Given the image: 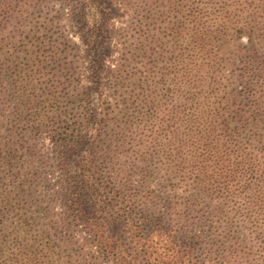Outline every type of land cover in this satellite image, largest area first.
Here are the masks:
<instances>
[{
    "label": "rangeland",
    "instance_id": "rangeland-1",
    "mask_svg": "<svg viewBox=\"0 0 264 264\" xmlns=\"http://www.w3.org/2000/svg\"><path fill=\"white\" fill-rule=\"evenodd\" d=\"M0 63L17 80L12 89L0 75V146L16 157L0 171V212L10 211L0 213V264H84L79 254L92 253L80 226L45 239L63 218L48 130L78 123L79 106L92 115L79 158L94 157L120 194L179 197L187 221L216 234L223 212L243 233L250 224L233 216H260L235 194L239 177L218 185L217 145L237 142L234 162L264 148L246 106L264 80V0H0ZM177 151L185 177H174Z\"/></svg>",
    "mask_w": 264,
    "mask_h": 264
},
{
    "label": "trees",
    "instance_id": "trees-1",
    "mask_svg": "<svg viewBox=\"0 0 264 264\" xmlns=\"http://www.w3.org/2000/svg\"><path fill=\"white\" fill-rule=\"evenodd\" d=\"M93 60L101 63L98 55ZM0 75L9 87H16L17 80L11 70L0 69ZM120 80L119 73L117 84ZM251 92L246 106L252 125L260 128L262 133L256 136L259 145V139L264 140V80L257 78V85ZM87 98L83 95L80 102H86ZM79 109L78 123H73L66 130L60 124L48 130L52 143L59 149L54 168L61 174L57 199L63 218L61 223L53 222L47 227L45 239L49 240L51 231L58 227L72 232L80 226L84 245L93 250L84 256L79 254L84 264H264V148H259L256 156L248 154V161L234 162L230 160L231 156L235 159L244 156L240 145L237 142L217 145L218 185H223L222 190L226 189L228 183L239 177L235 194L246 198L247 205L261 217L255 215L256 218L252 219V214H235L234 218L244 216L250 224L244 227L247 233H241L231 226L221 202L224 216L220 232L216 234L214 226L201 231L198 222L191 224L187 221L185 213L189 204L186 201H180L179 197L173 200L162 198L149 188H141L137 195L120 194L111 186L112 183L104 180L94 157L84 158L86 163H83L84 160L79 158L82 146L80 125L90 122L92 115L81 106ZM14 120L11 121L12 127ZM220 125L224 126V122ZM102 142L104 144L105 140ZM173 149L176 148L167 151ZM176 154L179 164L173 170L174 177H185L187 170L182 167V152L177 151ZM13 159H16L13 151L0 146V171H11ZM125 171L130 172L129 169ZM18 175L19 171L12 172L13 178H18ZM27 175L35 178L39 174L29 170ZM17 188L15 200L27 192L22 184ZM231 209L238 208L232 206ZM9 212L1 210L0 213L6 216ZM9 225L12 227L13 222L10 221ZM24 227L28 225L25 223ZM192 228L198 232H193Z\"/></svg>",
    "mask_w": 264,
    "mask_h": 264
}]
</instances>
